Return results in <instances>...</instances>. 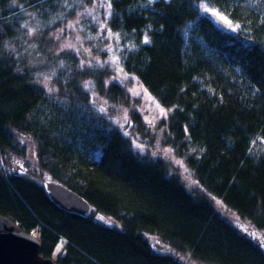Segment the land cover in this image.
<instances>
[{
	"label": "trees",
	"instance_id": "trees-1",
	"mask_svg": "<svg viewBox=\"0 0 264 264\" xmlns=\"http://www.w3.org/2000/svg\"><path fill=\"white\" fill-rule=\"evenodd\" d=\"M111 4L107 24L119 62L168 109L163 143L206 195L187 189L164 160L140 153L92 107L88 87L114 103L126 100L120 86L79 72L70 50L46 52L47 34L83 3L0 0V214L35 235L40 255L59 264H182L154 251L147 235L202 262L264 264V252L209 198L264 231V0ZM49 76L54 92L35 82ZM130 116L143 134L138 114ZM27 139L39 167L83 197L90 215L64 211L43 184L5 171L11 155H25ZM60 239L64 251L54 257Z\"/></svg>",
	"mask_w": 264,
	"mask_h": 264
},
{
	"label": "rangeland",
	"instance_id": "rangeland-1",
	"mask_svg": "<svg viewBox=\"0 0 264 264\" xmlns=\"http://www.w3.org/2000/svg\"><path fill=\"white\" fill-rule=\"evenodd\" d=\"M79 1L83 5L76 15L47 34L46 40L49 50L46 52L50 51L52 54L58 55L64 50H70L79 59V72L84 73L86 76L90 73L99 74L106 88L111 83L120 86L126 94V100L114 103L96 95L93 92L94 90L88 87L87 89L91 90L90 102L92 107L105 114L125 135L130 137L134 147L140 153L164 160L168 171L176 174L187 189L198 195H206L184 162L163 143L168 109L160 106L140 81L134 75L128 73L120 64L115 51L116 34L107 24L110 15L107 0ZM101 25H104V27H101ZM224 27L229 28L227 25ZM38 58L41 57L38 56ZM35 82L45 90L49 89L54 92L57 89L58 83L57 80L53 79V76L47 78L37 77ZM132 112H136L140 117L144 125L143 134L136 130L130 116ZM25 143L27 145L25 155L23 157L11 155L7 164H4L5 171L8 174L26 176L38 184H43L46 180H49V177L38 165L35 144L29 139ZM209 198L217 212L233 223L241 233H246V227L248 226L254 229L226 208L218 199L210 196ZM96 220L107 225H118L115 220L105 215H97ZM262 233L264 235V231ZM147 239L154 251L173 256L182 264H216L198 261L189 253H182L163 243L155 236L147 235ZM64 246V239H60L53 256L55 257L59 252H63Z\"/></svg>",
	"mask_w": 264,
	"mask_h": 264
},
{
	"label": "water",
	"instance_id": "water-1",
	"mask_svg": "<svg viewBox=\"0 0 264 264\" xmlns=\"http://www.w3.org/2000/svg\"><path fill=\"white\" fill-rule=\"evenodd\" d=\"M215 18V17H214ZM216 19V18H215ZM217 20V19H216ZM43 187L50 200L69 213L87 216L90 204L60 182L46 180ZM247 238L264 252V235L251 227H246ZM253 236L255 238H253ZM0 264H59L51 258L40 255V242L36 236L24 231L8 217L0 214Z\"/></svg>",
	"mask_w": 264,
	"mask_h": 264
},
{
	"label": "snow or ice",
	"instance_id": "snow-or-ice-1",
	"mask_svg": "<svg viewBox=\"0 0 264 264\" xmlns=\"http://www.w3.org/2000/svg\"><path fill=\"white\" fill-rule=\"evenodd\" d=\"M153 2H154V0H148L149 4H152ZM111 6H112L111 0H108V8L111 9ZM203 11L204 12H209L210 10H209L208 7L204 6L203 7ZM212 14L218 16V19L220 21H223L225 24H227L230 28H232L233 31H237L240 28L239 24L233 25L232 22L227 17H225L223 15H220L219 12H217V11L213 10ZM101 27H104V25H101ZM149 42L150 41L148 40V38L145 37L144 43H149ZM69 47H70V45H69ZM253 238H255V237L253 236ZM261 247H264V244H262Z\"/></svg>",
	"mask_w": 264,
	"mask_h": 264
},
{
	"label": "flooded vegetation",
	"instance_id": "flooded-vegetation-1",
	"mask_svg": "<svg viewBox=\"0 0 264 264\" xmlns=\"http://www.w3.org/2000/svg\"><path fill=\"white\" fill-rule=\"evenodd\" d=\"M245 230V229H244ZM245 232H243V234H244ZM246 235V234H245Z\"/></svg>",
	"mask_w": 264,
	"mask_h": 264
}]
</instances>
